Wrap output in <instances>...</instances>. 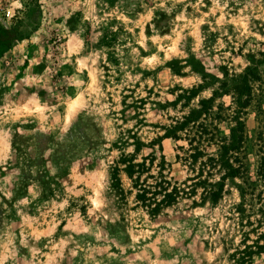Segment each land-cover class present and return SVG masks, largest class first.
<instances>
[{
	"label": "rangeland",
	"instance_id": "obj_1",
	"mask_svg": "<svg viewBox=\"0 0 264 264\" xmlns=\"http://www.w3.org/2000/svg\"><path fill=\"white\" fill-rule=\"evenodd\" d=\"M0 27L16 35L0 56V264H240L246 221L264 215L252 201L264 0H0ZM255 61L239 173L212 203L194 183H217L224 170L201 176L199 161L228 138L232 76ZM212 96L180 139L165 137ZM193 147L205 155L196 163ZM123 153L154 155L151 173L164 164L171 183L192 192L150 214L123 171L113 186ZM249 264H264V253Z\"/></svg>",
	"mask_w": 264,
	"mask_h": 264
},
{
	"label": "trees",
	"instance_id": "obj_2",
	"mask_svg": "<svg viewBox=\"0 0 264 264\" xmlns=\"http://www.w3.org/2000/svg\"><path fill=\"white\" fill-rule=\"evenodd\" d=\"M16 38L13 29L0 27V56L3 55V49L10 46L13 39ZM259 62L255 61L252 65L245 68V70L235 76H232L233 83L230 90L234 100V110L232 113V121L234 125L229 128V136L227 139L221 141L219 145V153L217 157L207 156L205 160H200V175L206 170L207 175L210 174V169L215 165L224 170V173L220 176V181L217 183H209L208 179H198L194 185H201L204 188V197H207L212 203H215L223 192L224 181L227 177H236L239 173V166L233 162H238L237 154L243 144L244 140V121L242 114L249 105L252 96V83L259 80L258 68ZM225 86L226 82H221ZM214 94L216 91H213ZM214 96V95H213ZM213 96L208 99H201L199 101L200 107L190 111L186 116L182 117V120L176 121L174 125L167 129L164 134L165 137H172L174 139H180L177 132L186 129L190 123H197L200 116L208 111ZM199 125H197L198 127ZM202 127V126H201ZM258 151L259 157V170L258 174L261 178V188L257 194L253 193L254 199L257 201V211L263 214L264 208V127L258 134ZM204 155L203 151L199 147H193L190 150L188 158L191 162L196 163ZM147 155L142 157L141 161H136L134 154H121L117 164L114 167L113 172V186L120 188V179L118 172L123 171L125 175L131 181V191H134V200L137 205L146 209L150 214H157L163 207H168L173 204L181 194L191 193L179 187L176 184H172L170 179L164 174V164L158 165V170L155 174L151 173V168L154 163V155ZM205 156V155H204ZM122 165V168L119 165ZM200 178V177H197ZM188 188V187H187ZM191 189V188H190ZM240 195L244 203H241L238 207L240 214H245L247 206L245 204L247 191L240 188ZM251 194V193H250ZM252 208V205L250 204ZM246 226L248 231H244L245 237L243 238L242 246L237 249L235 255L237 256L240 264H249L254 255H260L264 253V215L257 217L254 220L247 219ZM253 234L254 239H250V235ZM250 240V243L247 241Z\"/></svg>",
	"mask_w": 264,
	"mask_h": 264
},
{
	"label": "built area",
	"instance_id": "obj_3",
	"mask_svg": "<svg viewBox=\"0 0 264 264\" xmlns=\"http://www.w3.org/2000/svg\"><path fill=\"white\" fill-rule=\"evenodd\" d=\"M4 16H5V18H6L7 20L10 19L11 16H12L11 11H10V10H6V11L4 12Z\"/></svg>",
	"mask_w": 264,
	"mask_h": 264
},
{
	"label": "clouds",
	"instance_id": "obj_4",
	"mask_svg": "<svg viewBox=\"0 0 264 264\" xmlns=\"http://www.w3.org/2000/svg\"><path fill=\"white\" fill-rule=\"evenodd\" d=\"M17 5H19V0H16Z\"/></svg>",
	"mask_w": 264,
	"mask_h": 264
}]
</instances>
